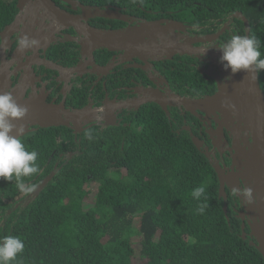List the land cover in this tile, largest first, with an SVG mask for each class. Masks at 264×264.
I'll use <instances>...</instances> for the list:
<instances>
[{
	"label": "trees",
	"instance_id": "obj_1",
	"mask_svg": "<svg viewBox=\"0 0 264 264\" xmlns=\"http://www.w3.org/2000/svg\"><path fill=\"white\" fill-rule=\"evenodd\" d=\"M78 1L123 7L131 14L157 11L156 17L174 12L176 19L198 26L241 12L264 54V0ZM16 7L17 0H0V30L12 21ZM259 80L264 92V71ZM168 123L156 110L133 119L130 128L100 136L90 131L77 152L58 146L72 152L71 160L51 172L41 171L49 157L46 137L35 135L31 147L23 143L37 151L40 169L25 182L38 186L55 175L26 207L0 217V237L14 235L25 242L16 264H264L249 236L243 238L238 201L229 189V200L221 197L210 160L191 138L171 134ZM201 185L208 204L202 215L197 207L203 198L191 195ZM6 188L17 194L14 178L0 179V194ZM3 204L0 200V216L10 207Z\"/></svg>",
	"mask_w": 264,
	"mask_h": 264
},
{
	"label": "flooded vegetation",
	"instance_id": "obj_2",
	"mask_svg": "<svg viewBox=\"0 0 264 264\" xmlns=\"http://www.w3.org/2000/svg\"><path fill=\"white\" fill-rule=\"evenodd\" d=\"M54 2L59 6L56 8L71 15H83L82 9L79 7L75 9L61 0H54ZM51 8L53 7H18L17 0L12 21L0 30V40H6L3 47H5L7 61L10 62L12 72L11 90L21 87L26 99L38 95L49 104L61 105L71 111L89 107L102 109L111 102L119 103L137 98L140 95L139 91L146 89H156L165 95L172 93L190 99L213 96L219 90V83H226V80L230 78L227 73L231 71L230 69L226 71L220 62L221 59L218 55L222 51L219 46L227 42L233 35H247L244 22L235 17V13L225 18L211 20L207 25L198 26L189 21L176 19L172 15L174 12H170V17H156L159 14L157 11L149 10L147 13L131 14L127 8L109 7L131 19L123 21L95 17L89 18L87 21L83 20V23L99 30H122L130 26H139L145 22L175 20L191 27L188 30L190 38H195L196 35L201 37L217 34L219 37L206 43L195 44V47L207 49V54L177 55L171 60H149L146 63L136 57L131 61L123 62L121 59L125 55L124 51L107 49L96 50L91 58L83 52L82 47L76 41L70 40V37L81 39V33L73 26H60L57 21V19L60 20L59 16ZM16 21L19 22L16 32L8 39L3 38L1 33ZM240 22H243V27ZM23 36L38 40L39 46L21 51L18 41ZM112 63L117 66L108 73L99 70ZM177 64L182 66V68H178L181 73L190 76L181 75L175 67ZM156 110L163 111L168 117L167 128L170 129L171 134L188 136L193 143L194 139L202 141L203 144L197 149L208 159L207 154H210L224 169L231 170L232 160L229 149L232 148L233 137L226 127H223L222 131L220 130L221 126L217 120L222 121L223 117L219 112L216 114H208L200 110L192 112L185 107L171 105H168V112H166L162 106L155 102L146 103L138 109L110 110L106 116H103L106 113H101L100 119L88 125L77 126L78 129L72 123L70 127H30V131L21 136L20 140L31 147L35 135L46 137L45 145L49 157L41 171H57L62 166L61 163L66 164L71 160L70 154L77 152L81 147L82 139L87 137L90 131H94L100 136L105 131L130 128L133 119ZM135 127L138 126L135 125ZM138 129L140 130V128ZM42 131L48 132L42 134ZM52 135L55 139L53 141L50 138ZM214 142L217 144L216 146H214ZM64 145L73 147L72 152L61 151L58 146ZM53 161L54 165L51 164ZM27 183L30 184V182ZM227 189L229 188H226V192ZM33 193L24 194L18 190L17 194L13 196L14 190L6 188L3 194H0V200L10 207L5 213L1 211L0 217L6 218L15 210L26 207L34 199ZM229 194L233 195V190L229 189ZM235 200L238 201L235 202V211L238 213L243 210V207L240 204V198L234 196ZM238 217H240L239 214Z\"/></svg>",
	"mask_w": 264,
	"mask_h": 264
},
{
	"label": "water",
	"instance_id": "obj_3",
	"mask_svg": "<svg viewBox=\"0 0 264 264\" xmlns=\"http://www.w3.org/2000/svg\"><path fill=\"white\" fill-rule=\"evenodd\" d=\"M61 1L75 9L81 8L83 15H71L56 8L59 6L54 0H18V7H53L51 9L58 14L60 20L57 19V21L60 26H73L81 33V39L70 37V40L76 41L82 47L83 52L91 58L96 50L107 49L124 51L125 55L121 59L123 62L131 61L136 57L146 63L149 60H171L177 55L207 54V49L195 47V44L206 43L219 37L217 34L201 37L196 35L195 38H190L188 30L191 27L175 20L145 22L139 26H130L122 30H99L84 24L83 20L101 17L129 21L131 18L109 8L115 6L101 8L85 5L78 0ZM235 17L244 22L247 35L250 36L249 20L241 12H237ZM18 27V21L7 26L1 33L2 37L8 39ZM218 56L221 59L222 52ZM116 66L112 63L99 70L108 73ZM11 75L5 47H0V94L11 91L17 103L28 109L27 116L23 120L14 122L18 129H23L20 137L28 133L30 127H70L72 123L78 129L77 126L88 125L100 119L101 113H106L103 115L106 116L110 110L138 109L150 102L159 104L166 112H168V105L185 107L192 112L197 110L208 114L219 112L223 117L222 121L217 120L221 126L220 130L226 127L233 137V145L229 149L232 160L231 170L224 169L210 154L207 155L221 183V197L226 202L228 200L226 188L231 190L251 188L253 190L254 202L248 204L241 198L240 204L243 210L238 214L243 221V238L247 239L249 236L251 245L255 246L264 258V92L260 85L259 75L253 80L243 71L236 74L230 71L227 73L230 78L226 80V83H219V90L215 95L200 99H190L172 93H168L169 96H167L160 90L146 89L140 90L137 98L119 103L111 102L102 109L89 107L73 111L66 110L61 105L49 104L38 95L26 99L21 87L11 90ZM194 144L200 148L203 143L194 139ZM216 145L215 143L214 146ZM54 175L55 172L36 187L33 198L37 197ZM225 212L228 213V206L225 207ZM247 226L250 228L249 233L246 232Z\"/></svg>",
	"mask_w": 264,
	"mask_h": 264
},
{
	"label": "clouds",
	"instance_id": "obj_4",
	"mask_svg": "<svg viewBox=\"0 0 264 264\" xmlns=\"http://www.w3.org/2000/svg\"><path fill=\"white\" fill-rule=\"evenodd\" d=\"M0 40V47L5 45ZM39 41L23 36L18 41L21 51L38 47ZM261 42L254 36L233 35L227 42L221 44V63L225 70L232 74L245 72L255 80L261 71H264V54L260 51ZM28 109L19 105L11 91L0 94V179L12 181L15 179L17 189L24 194L36 191L35 184L26 183L24 178L37 174L40 169L37 164L38 153L29 151L20 140L22 128H17L14 122L23 120ZM191 195L197 201L198 214H204L208 207L205 187L194 188ZM233 196L242 198L248 204L254 202L251 188L234 189ZM25 250V242L19 236L5 235L0 237V264H16L18 257Z\"/></svg>",
	"mask_w": 264,
	"mask_h": 264
},
{
	"label": "rangeland",
	"instance_id": "obj_5",
	"mask_svg": "<svg viewBox=\"0 0 264 264\" xmlns=\"http://www.w3.org/2000/svg\"><path fill=\"white\" fill-rule=\"evenodd\" d=\"M35 193V192H34ZM34 193H33V195H34Z\"/></svg>",
	"mask_w": 264,
	"mask_h": 264
}]
</instances>
